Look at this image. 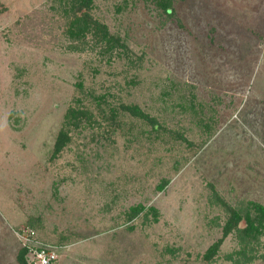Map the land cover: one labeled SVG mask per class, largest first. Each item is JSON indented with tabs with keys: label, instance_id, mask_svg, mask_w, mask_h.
Masks as SVG:
<instances>
[{
	"label": "rangeland",
	"instance_id": "1",
	"mask_svg": "<svg viewBox=\"0 0 264 264\" xmlns=\"http://www.w3.org/2000/svg\"><path fill=\"white\" fill-rule=\"evenodd\" d=\"M134 1L89 10L129 64L89 34L72 47L70 0H0V264H19L31 222L64 244L56 264H241L237 231L223 229L231 210L264 206V0H181L170 16ZM69 106L92 114L53 155ZM253 242L245 264H264V231Z\"/></svg>",
	"mask_w": 264,
	"mask_h": 264
},
{
	"label": "trees",
	"instance_id": "2",
	"mask_svg": "<svg viewBox=\"0 0 264 264\" xmlns=\"http://www.w3.org/2000/svg\"><path fill=\"white\" fill-rule=\"evenodd\" d=\"M94 0H70V10L71 13H73V18L71 19L68 28L67 33L72 39V43L78 42L77 44L72 45L74 48H82L83 49V43H87L86 41V35L89 34L91 36V42L92 46L98 47V53L99 55H102L103 57H106V60L110 59H121L126 58L128 63H134L132 58L129 56V53L127 52L128 46L124 42V40L115 34H112L107 27L105 23L102 21H99L97 18L93 17L92 14L89 12V10L93 6ZM152 2L155 7L159 10V15L162 16V13L165 15H173L176 10V5L181 0H149ZM136 1L133 0L132 3H135ZM127 2L125 4L116 5L115 9L116 11H120L121 8H125ZM86 8L84 12L81 14H76V9ZM88 9V10H87ZM89 44V46H91ZM78 86H81L78 84ZM106 94H99L93 96V100L95 104L99 107H101L104 103L107 104L106 101ZM101 101H103L101 103ZM101 103V104H100ZM109 106V112L111 119H115L117 116L118 110L115 105L107 104ZM131 113L132 115L139 116L141 118H145L149 120L152 124V129L157 132L158 130L161 131L163 127L156 118L150 117L147 113H144V111L141 110V108L136 104H130L125 105L121 104L119 108ZM102 110V107L100 108ZM92 113L84 109H80L79 107H72L69 106L66 113L64 114V125H67L65 128H61L56 136V141L54 143L53 148V155H56L59 153L65 145L70 142L71 136L69 133L70 125L74 127H78L79 123L83 120H88V118L91 116ZM169 180L162 179L158 184L157 188L158 190H162ZM248 206H245L240 208L238 212L235 210H231V215L228 218L226 224L224 225L223 229V236L227 235L228 233H231L232 230H236V234L239 238L240 248L239 250L235 251L237 257L235 259V262H239L241 264H245L246 261H252L255 258V253L247 255V252L250 250L253 251V246L255 245V242L253 240L256 239V242L259 239V236L262 235L264 229H262L264 224V206L261 204L256 203H248ZM250 205V206H249ZM253 207V209H250V207ZM145 209V206L141 203L130 206L129 208V217H132L133 214H139L141 211ZM148 211H150L152 217L154 220L158 217V210L157 208L150 206L147 208ZM229 209V208H228ZM231 209V208H230ZM244 210V211H243ZM255 211V215L252 214ZM147 214V213H145ZM254 216V217H253ZM245 218L247 224L243 228L238 227V222ZM258 219V223L255 224V220ZM263 223V224H262ZM31 230H33L32 238L34 240H38L42 243H46L52 246L56 247V251L64 247V244L59 241H49L44 239V237L40 236L37 229L35 228V223L31 222L30 224ZM264 228V227H263ZM36 233V234H35ZM236 235V236H237ZM249 236L251 237V242L249 243ZM221 243V240L217 243L211 244L205 254L204 257L209 259L213 256V254L217 251V248L219 244ZM29 252V246L23 245L22 243L19 245L18 252H17V261L19 264H30L28 262V255ZM229 258H232V255H229ZM243 260V262H242ZM53 264H56L54 262Z\"/></svg>",
	"mask_w": 264,
	"mask_h": 264
},
{
	"label": "built area",
	"instance_id": "3",
	"mask_svg": "<svg viewBox=\"0 0 264 264\" xmlns=\"http://www.w3.org/2000/svg\"><path fill=\"white\" fill-rule=\"evenodd\" d=\"M23 232L25 230L18 233V235L21 238L22 244L29 246L27 258L30 264H53L58 260L59 256L55 246L34 240L31 237L33 230L29 229L26 234H23Z\"/></svg>",
	"mask_w": 264,
	"mask_h": 264
}]
</instances>
